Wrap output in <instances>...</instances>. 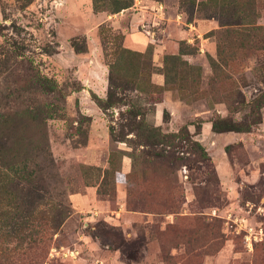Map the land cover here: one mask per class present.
<instances>
[{
    "label": "rangeland",
    "instance_id": "1",
    "mask_svg": "<svg viewBox=\"0 0 264 264\" xmlns=\"http://www.w3.org/2000/svg\"><path fill=\"white\" fill-rule=\"evenodd\" d=\"M134 1L112 14L103 4L94 11L91 0H0V114L14 120L1 140L35 172L11 194L0 189V213L14 203L18 215L32 208L35 218L62 220L55 233L45 223L22 243L0 230V264H264V106L249 133L210 130L237 101L264 96L263 44L203 20L205 11L185 0H140L148 7L136 17ZM250 16L264 27V0ZM129 34L147 41L142 51L123 47ZM157 44L164 49L156 64ZM119 46L149 65L132 101L145 122L166 134L186 127L207 158L183 151L179 161L167 155L144 165L132 134L120 130L127 108L102 111L93 102L105 98ZM32 71L56 91L24 87ZM34 105L41 111L30 121L21 112ZM249 227L262 230L251 248Z\"/></svg>",
    "mask_w": 264,
    "mask_h": 264
},
{
    "label": "trees",
    "instance_id": "2",
    "mask_svg": "<svg viewBox=\"0 0 264 264\" xmlns=\"http://www.w3.org/2000/svg\"><path fill=\"white\" fill-rule=\"evenodd\" d=\"M18 3L22 1L23 3H28L30 0H16ZM133 3V0H91L93 10L99 9V6H108L112 14L118 13L122 10L129 8ZM185 3L189 5L191 9L197 12H204L202 16L203 20L214 19L217 21L218 26L229 29L227 32H231L242 38L257 39L264 47V27L255 26L249 19H251L250 12L254 11L257 0H185ZM234 30H231L233 29ZM71 47L75 52L80 53L81 50L75 48L74 44ZM133 55L138 56L134 53H130L119 46L117 48L116 58L112 65L109 66L108 70V88L105 94V98L99 99L92 96L93 102L102 111L109 108H115L117 106H125L127 109L126 119L127 123L120 126V130L126 129L134 137V145L142 149V164L145 165L146 159L154 157L157 159L174 158L175 161H179L180 158L175 156V153H182L187 151L190 153L197 154L202 158H207L204 149L199 145L198 142L192 140L191 136L188 134L186 127H181L176 133L166 134L162 133L158 127H154L144 120L143 111L138 107L133 105V98H138L137 93H141L143 90L141 84H144L145 73L149 72L146 69L149 66L147 63L142 61H137L135 58L132 59ZM115 66L122 68L123 74L121 77H116L114 74ZM134 69V71H133ZM132 72L131 74H129ZM151 74V73H150ZM149 75V74H148ZM164 83H166V75L163 72ZM264 83V81H263ZM24 87L27 89L45 91L46 93H54L57 89L56 84L53 80L47 79L40 75L38 72H31L24 82ZM113 89H119L120 96L112 91ZM124 92H128L134 96L125 95ZM236 108L229 110V115L226 117H217L210 121V130L212 133H223V132H233V133H249L253 127L261 123L260 108L264 106V96L261 95L257 99H253L249 102L244 103L243 101H237L235 103ZM37 106H32L31 108L22 109L23 115L26 119L30 121L33 120L36 113ZM37 111H41L37 109ZM234 113L241 114L238 120L234 119L232 115ZM20 116V114H19ZM167 112L163 111L162 121L166 122L168 120ZM14 120L12 117H6L0 114V189L7 188L9 194L11 188H15L22 182L26 183L35 172L31 171L28 160L24 157L18 160L19 155L11 154L10 156L6 153L10 149H7L3 140H1V132L3 127L8 124H13ZM109 136L113 141H118L119 139L115 134L113 128H109ZM8 150V151H7ZM9 154V153H8ZM38 172V171H37ZM105 173L102 174V179H104ZM43 197L41 195L37 196L38 203L41 202ZM26 204H23L25 206ZM18 204L9 205V211L0 213V230H4V236L7 238H13L16 241L22 243L24 238L28 237L30 240V233L37 234V231L42 230L45 223L48 224V228L52 232H56L62 220H55L61 214L56 213L54 217L47 220L43 217L41 213L36 215L37 218L33 216L31 212L33 209H26L24 214H17ZM55 210V209H54ZM22 211V210H21ZM6 218V220H5ZM6 223H5V221ZM5 228L7 230H5ZM24 231H28L27 235H23ZM1 233V231H0ZM33 241V240H32Z\"/></svg>",
    "mask_w": 264,
    "mask_h": 264
},
{
    "label": "crops",
    "instance_id": "3",
    "mask_svg": "<svg viewBox=\"0 0 264 264\" xmlns=\"http://www.w3.org/2000/svg\"><path fill=\"white\" fill-rule=\"evenodd\" d=\"M139 3L143 4L140 0H135L134 1V4H133L134 6H138V8H139V9H137V10H139V12L135 14V17L137 15H142L143 13H145L142 10H144V9H146L148 7L147 5H140ZM159 6H161V5H159ZM154 9L156 11H160V10H158V6H156ZM125 12H127V11H125ZM125 12H121L122 14L120 13L119 15H123V13H125ZM177 16L178 15H176V18L178 19ZM146 44H147V41L141 39L136 34H133V35L132 34H129V38L123 40V47L130 48V49L135 50V51H142L143 48L146 46ZM163 49H164V47L161 44L155 45V47H154V53H153V56H152L153 63H156L157 64L158 57H159L160 54H162ZM153 81L157 85H161V83H162V79L158 75H155L154 76ZM162 107H163V103H161L160 105L157 104L155 106V116L156 117L161 112ZM99 264H104V263L103 262H99ZM119 264H121V263L119 262Z\"/></svg>",
    "mask_w": 264,
    "mask_h": 264
},
{
    "label": "built area",
    "instance_id": "4",
    "mask_svg": "<svg viewBox=\"0 0 264 264\" xmlns=\"http://www.w3.org/2000/svg\"><path fill=\"white\" fill-rule=\"evenodd\" d=\"M158 9L161 10V6H158ZM246 235L244 236V240L246 241V246L251 248L252 242L256 241L259 237L262 235V230L261 229H253V228H247L246 229ZM74 252H70L69 255L72 257Z\"/></svg>",
    "mask_w": 264,
    "mask_h": 264
}]
</instances>
